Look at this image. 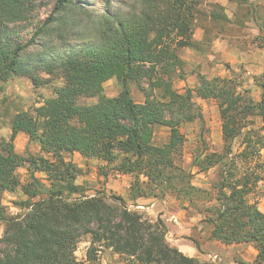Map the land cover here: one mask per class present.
I'll list each match as a JSON object with an SVG mask.
<instances>
[{
	"label": "trees",
	"instance_id": "1",
	"mask_svg": "<svg viewBox=\"0 0 264 264\" xmlns=\"http://www.w3.org/2000/svg\"><path fill=\"white\" fill-rule=\"evenodd\" d=\"M53 2L49 17L36 22L44 0H0V88L14 77H27L37 88L54 90L34 113L16 115L11 140L0 135V222L5 225L0 264H101L103 250L125 257L121 264H213L172 246L166 222L132 210L123 197L83 195L71 200L82 191L77 184L80 169L64 158L74 153L108 164L120 161L115 168L137 178L131 192L134 200L174 194L183 208L192 207L203 216L200 224L208 231V241L229 246L252 243L258 251L255 262L241 264H264V212L249 200L260 178L236 179L229 170L230 176L221 180L213 195L194 185L195 175L176 162L184 144L180 128L201 117L196 97L218 103L225 142L224 153L197 157L194 165L200 172L225 161L234 165L238 158L260 156L264 148L263 139L254 141L248 135L244 151L233 155V143L249 127L250 118L264 117V94L256 102L236 81L206 76L185 94L174 89V78L185 77L182 50L202 49L203 43L194 36L205 15L203 0H124L123 9L105 10L92 21L95 34L82 46L63 52L56 44L82 27V19L91 21V9L78 0ZM213 7L214 22H231L223 7ZM114 78L123 89L119 96L108 97L104 85ZM143 82L149 89L142 87L146 101L141 104L134 101L130 83ZM158 90L162 98L153 95ZM86 98L99 100L83 104ZM158 126L171 129L163 146L154 143ZM22 133L37 141L52 160L18 154L15 140ZM26 166L31 182L23 187L28 199L20 205L27 211L15 217L8 214L4 195L19 190L18 170ZM38 172L47 176L48 188L36 179ZM43 194L47 197L32 201ZM87 236L91 247L81 262L76 252ZM191 240L202 252L201 244Z\"/></svg>",
	"mask_w": 264,
	"mask_h": 264
},
{
	"label": "rangeland",
	"instance_id": "2",
	"mask_svg": "<svg viewBox=\"0 0 264 264\" xmlns=\"http://www.w3.org/2000/svg\"><path fill=\"white\" fill-rule=\"evenodd\" d=\"M124 0H78L81 5L91 9L92 20L82 19L83 26L76 29V32L66 38L62 43L56 44L57 51H68L72 47L82 46L85 39L95 34V27L92 21L100 18L105 10L123 9L121 4ZM45 6L38 10L36 22L45 21L54 8L53 0H44ZM220 5L231 19L230 23L214 22L210 15L215 9L213 5ZM202 9L205 15L201 17L195 27L194 39L203 43L202 49L192 50L186 48L182 50V58L186 61L185 77L176 76L173 80L174 89L185 94L188 90L196 89L200 84L201 76L209 79L222 77L232 79L240 85V89L248 91L256 102L263 98L264 90V0H247L245 3L231 0H203ZM263 18L261 20L260 18ZM203 25L207 29L203 28ZM29 34L27 33V40ZM60 85V81H55ZM105 94L108 97H116L122 92V85L118 79L114 78L105 83ZM142 87L149 89L147 82L142 85L130 83L131 95L135 102L144 103L146 95ZM155 97L162 98L161 91L153 93ZM54 96L51 86L37 88L27 77H14L4 83L0 88V135L3 139L11 140L12 121L21 112L34 113L37 107L45 104ZM99 98H86L83 104H96ZM195 102L201 109V117L196 121L183 125L180 130L184 135V144L181 153L177 156L176 162L188 172L193 173V183L197 187L207 189L216 195V187L221 180L229 177V170L233 172V178L241 179L246 175H252V180L256 177L260 181L255 186L254 192L249 196L251 203H256L258 208L264 212V148L261 155L244 160L236 159L233 165L230 161L211 169L207 172H200L194 165L197 157H205L208 154L225 152V142L223 139V120L218 103L213 100H204L196 97ZM250 125L242 135L233 143V155H239L246 148V136L254 137V141L260 137L264 141V117L253 116L250 118ZM252 129V130H251ZM251 131V132H250ZM171 129L166 126H158L155 131L154 143L163 146L169 142ZM15 150L25 157H45L52 160V157L43 152L37 141L31 140L26 134H19L15 140ZM67 162L73 163L80 169L77 184L82 187V191L70 198L71 200L83 195L94 197L106 194L108 196L123 197L132 210H136L145 215L146 218L156 221L163 219L169 227L168 242L172 246L185 251L188 247H194L191 239L198 241L201 246L208 242V231L203 229L200 222L203 216L192 207L183 208L184 205L174 194L168 193L165 196L132 198V186L136 181L133 175L120 173L115 167L120 161L108 164L98 158H85L79 153L64 154ZM21 179V187L16 193H6L4 195V205L8 214L21 217L26 213L20 203L26 201L23 187L31 182L28 167L18 170ZM36 179L47 188L50 182L44 173H36ZM141 177V181H145ZM47 194L32 199L38 202ZM185 205H188L187 203ZM5 225L0 222V238L3 237ZM91 247V238L84 237L78 246L76 255L78 260H87L88 250ZM240 252L235 254L234 250L224 252L217 248H209L208 251L197 254L195 258L203 261H210L213 264H241V262L254 263L258 251L254 244L243 245ZM185 254V252H183ZM187 255V254H186ZM188 256V255H187ZM101 264H121L126 262V258L115 254L112 250H103L100 253Z\"/></svg>",
	"mask_w": 264,
	"mask_h": 264
},
{
	"label": "crops",
	"instance_id": "3",
	"mask_svg": "<svg viewBox=\"0 0 264 264\" xmlns=\"http://www.w3.org/2000/svg\"><path fill=\"white\" fill-rule=\"evenodd\" d=\"M244 244H238V245H225L221 242H208L207 244L202 246V252H206L209 250V248H217V250L221 251L222 253L224 252V255L229 251V250H234L235 254L237 252H240V249L238 248H244L243 247ZM182 252H185V254H187L190 257H197V254H201L202 252H199L197 250V248L194 247H188L187 250H183Z\"/></svg>",
	"mask_w": 264,
	"mask_h": 264
}]
</instances>
